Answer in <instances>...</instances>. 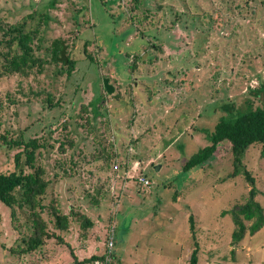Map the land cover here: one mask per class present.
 <instances>
[{
	"label": "rangeland",
	"instance_id": "obj_1",
	"mask_svg": "<svg viewBox=\"0 0 264 264\" xmlns=\"http://www.w3.org/2000/svg\"><path fill=\"white\" fill-rule=\"evenodd\" d=\"M49 2L0 0V16L15 22L32 14L36 22L46 15L37 53L50 59L51 43L59 38L65 57L76 62L74 71L57 75L60 66L51 63L37 78H0V135L57 141L39 161L48 179L59 176L50 192L62 211L75 207L92 221L87 236L73 222L63 237L78 262L101 254L107 229L115 224L113 264H189L194 241L198 264H264V227L232 243L234 226L226 212L245 203L252 186L243 175L229 177L227 145L213 160L183 171L184 163L209 145L207 136L221 117L264 106V0ZM104 78L114 87L111 95ZM49 95L51 107L45 101ZM8 96L17 103L8 104ZM82 106L97 128L92 133L80 119ZM63 123L73 140L70 148ZM106 127L103 136L118 153L107 168L97 144ZM258 146L247 149L243 165L264 211V157ZM13 154L0 148V172L13 169ZM60 161L66 169L72 161L76 173L63 175ZM22 213L20 228L14 229L9 210L0 204V264H77L71 248L55 238L32 255L13 254L23 246L21 234L28 233Z\"/></svg>",
	"mask_w": 264,
	"mask_h": 264
},
{
	"label": "trees",
	"instance_id": "obj_2",
	"mask_svg": "<svg viewBox=\"0 0 264 264\" xmlns=\"http://www.w3.org/2000/svg\"><path fill=\"white\" fill-rule=\"evenodd\" d=\"M54 2L55 0H50L49 5L54 6ZM33 18L34 16L31 14L23 16L15 22H9L6 16H0V78L6 76H19L21 78L33 76L37 78L44 73L45 67L51 63L60 66V70L56 72L57 75L69 77L74 71L76 62L70 58H67V64L57 61L59 50L61 49V39L57 38L52 41L49 52L50 59L45 54L37 53L41 50L39 44L41 41L39 38L40 28L48 20V17L41 14L36 22H34ZM28 23L30 24L28 25ZM38 41L39 43H37ZM89 60L92 61L90 56ZM134 68L135 65L132 64L130 70L133 71ZM117 95L115 94L113 97L117 98ZM45 101L50 107L53 106L50 95L46 97ZM7 103L16 104L17 102L14 98L12 99L11 96H8ZM2 109L3 103L0 101V111ZM81 110L80 119L84 121L83 127L88 126L90 133L97 130L94 125L90 124L89 117L85 115L87 109L82 106ZM61 126L63 131H66L63 136L70 148L73 145V140L68 138L67 125L63 123ZM180 126L176 122L175 127L178 130H182ZM107 131L106 127L104 132H99V140L97 142L99 145V157L103 160V165L106 168L118 158V153L113 150L114 143L109 144L103 136ZM50 133L51 131H49V136L51 135ZM8 134L9 132L5 135H0V148L6 153L14 151L12 157L13 169L8 172H0V204L9 210L14 229L20 228V225L16 224L17 214L19 211L23 212L21 215L26 218L25 227L28 232L27 234H21L20 240L23 246L18 247L17 250H11L12 253L18 257L32 255L43 247L47 241L54 238L70 247L63 237L71 230L73 222H79L83 235L87 236L86 231L92 227V221L84 213L76 210L75 207L69 208L68 213L62 211L60 202L50 192L59 176L54 174L52 179H48L45 167L40 165L39 159L42 157L43 152L50 153L57 141L48 143L43 141L44 137L25 139L22 134ZM207 138L209 145L191 156L184 163L183 171L187 172L199 168L206 162L213 160L216 157L215 154L218 148L221 145H227L228 151L232 156L233 166V172L229 177L234 178L237 175H243L252 186L248 192V200L243 204L233 206L232 209L226 212L234 226L231 234L232 243L238 244L247 234L254 235L264 227V211L255 200V180L243 165L245 153L252 145L258 144L261 156L264 157V106L257 108L247 107L244 111L238 112L231 118L221 117ZM108 146L109 148L107 149ZM57 149L60 154L65 153V142H60ZM65 166L66 163L61 161L57 165L62 170L63 175L76 173V164L72 161H70L67 169ZM113 166L114 169H117L116 165ZM99 191L100 189L97 187L95 196L100 193ZM48 196H51V198L46 203ZM87 198H92L91 203L93 205L98 204L96 197L87 196ZM44 213L48 217L47 220L43 218ZM188 220L194 239L193 220L191 217ZM193 245L194 250L189 257V264H198V244L194 241ZM102 252L100 255L94 254L78 262L72 248L70 251L74 262L77 264H91L93 261L101 259ZM114 258V253H112V264Z\"/></svg>",
	"mask_w": 264,
	"mask_h": 264
},
{
	"label": "built area",
	"instance_id": "obj_3",
	"mask_svg": "<svg viewBox=\"0 0 264 264\" xmlns=\"http://www.w3.org/2000/svg\"><path fill=\"white\" fill-rule=\"evenodd\" d=\"M138 182L146 187L150 186V182L143 177H138ZM115 239V224L109 226L106 232V241L101 259L93 261L91 264H112V253Z\"/></svg>",
	"mask_w": 264,
	"mask_h": 264
},
{
	"label": "water",
	"instance_id": "obj_4",
	"mask_svg": "<svg viewBox=\"0 0 264 264\" xmlns=\"http://www.w3.org/2000/svg\"><path fill=\"white\" fill-rule=\"evenodd\" d=\"M60 44H61V49L59 51V57L57 60L59 62H63L64 64H67V58L65 57V45L62 41L60 42ZM108 81L109 80L107 78H104L102 84L106 94L111 95L114 92V87L109 85Z\"/></svg>",
	"mask_w": 264,
	"mask_h": 264
},
{
	"label": "crops",
	"instance_id": "obj_5",
	"mask_svg": "<svg viewBox=\"0 0 264 264\" xmlns=\"http://www.w3.org/2000/svg\"><path fill=\"white\" fill-rule=\"evenodd\" d=\"M139 164H140V162H139ZM121 196H124V194L122 193ZM97 250L100 251V248H97ZM101 252H102V251H100V253H101Z\"/></svg>",
	"mask_w": 264,
	"mask_h": 264
}]
</instances>
